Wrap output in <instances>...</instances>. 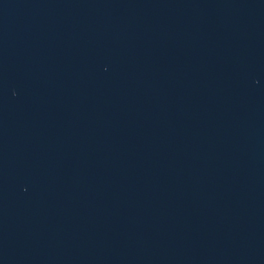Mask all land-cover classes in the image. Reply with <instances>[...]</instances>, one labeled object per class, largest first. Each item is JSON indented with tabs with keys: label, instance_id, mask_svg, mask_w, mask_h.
Returning a JSON list of instances; mask_svg holds the SVG:
<instances>
[{
	"label": "water",
	"instance_id": "1",
	"mask_svg": "<svg viewBox=\"0 0 264 264\" xmlns=\"http://www.w3.org/2000/svg\"><path fill=\"white\" fill-rule=\"evenodd\" d=\"M0 264H264V0H0Z\"/></svg>",
	"mask_w": 264,
	"mask_h": 264
}]
</instances>
